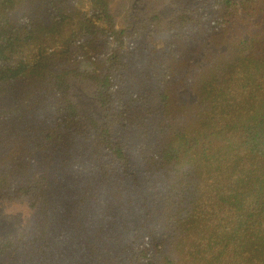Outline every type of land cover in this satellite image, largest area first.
<instances>
[{
	"label": "trees",
	"instance_id": "obj_1",
	"mask_svg": "<svg viewBox=\"0 0 264 264\" xmlns=\"http://www.w3.org/2000/svg\"><path fill=\"white\" fill-rule=\"evenodd\" d=\"M0 205V264H264V0H0Z\"/></svg>",
	"mask_w": 264,
	"mask_h": 264
},
{
	"label": "rangeland",
	"instance_id": "obj_2",
	"mask_svg": "<svg viewBox=\"0 0 264 264\" xmlns=\"http://www.w3.org/2000/svg\"><path fill=\"white\" fill-rule=\"evenodd\" d=\"M191 66L202 65L201 58L191 57ZM177 102L185 104H193L196 102V95L188 88H179L176 94ZM90 105V103H89ZM17 221L16 209H8L0 205V235H8L12 232L13 227Z\"/></svg>",
	"mask_w": 264,
	"mask_h": 264
}]
</instances>
